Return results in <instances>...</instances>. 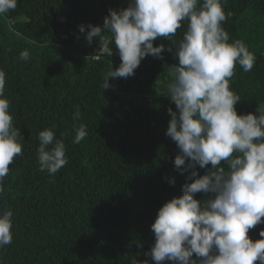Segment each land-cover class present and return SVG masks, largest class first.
I'll return each mask as SVG.
<instances>
[{
    "label": "trees",
    "instance_id": "16d2710c",
    "mask_svg": "<svg viewBox=\"0 0 264 264\" xmlns=\"http://www.w3.org/2000/svg\"><path fill=\"white\" fill-rule=\"evenodd\" d=\"M127 6L128 0H18L0 17L5 96L24 137L23 155L9 165L0 194V211L13 212V241L0 249L4 264H155L144 255L155 242L151 225L165 202L182 195L187 175L175 170L178 149L165 134L168 108L176 109L164 85L178 59L167 50L163 60L149 55L134 76L110 77L103 89L110 64L115 70L121 63L118 49L110 45L112 57L94 59L99 41L88 44L78 28L102 26L109 8ZM225 11L233 13L223 25L230 40L243 39L257 56L250 72L237 65L231 79L241 97L237 113H255L264 105V0H227ZM185 29L173 38L177 44ZM161 43L172 46L167 39L154 46ZM25 49L28 61L20 59ZM80 124L88 135L75 144ZM46 128L56 138L65 134L68 163L54 175L40 171L37 160L38 133ZM261 229L249 236L260 239Z\"/></svg>",
    "mask_w": 264,
    "mask_h": 264
},
{
    "label": "clouds",
    "instance_id": "9594fccd",
    "mask_svg": "<svg viewBox=\"0 0 264 264\" xmlns=\"http://www.w3.org/2000/svg\"><path fill=\"white\" fill-rule=\"evenodd\" d=\"M17 4L0 0V17ZM226 5L227 0H128L126 8H109L102 26H78L88 44L99 41L94 59L112 57L110 45L118 49L121 63L115 70L110 64L103 89L111 87L110 77L134 76L149 55L163 60L167 50L178 59L169 66L164 85V95L176 109L168 108L165 134L178 149L175 170L187 175L182 195L165 202L151 225L155 242L144 255L155 264H264V229L260 239L249 236L264 224V106L238 114L235 105L241 97L231 87L236 66L250 72L257 56L243 39L230 40L223 25L233 13L225 11ZM185 24L177 44L173 38ZM157 39H167L172 46H154ZM20 59H30L28 49L20 52ZM6 76L0 68V194L9 165L23 155L24 141L5 96ZM80 116L77 109L73 119ZM74 131L75 144L88 135L84 124ZM64 135L56 138L52 128L38 133L40 171L54 175L68 163ZM197 166L205 169L203 175ZM168 183L175 185V178ZM198 193L204 198L196 199ZM12 229L13 212L0 211V249L12 243ZM130 264L149 261L133 259Z\"/></svg>",
    "mask_w": 264,
    "mask_h": 264
},
{
    "label": "rangeland",
    "instance_id": "374dc122",
    "mask_svg": "<svg viewBox=\"0 0 264 264\" xmlns=\"http://www.w3.org/2000/svg\"><path fill=\"white\" fill-rule=\"evenodd\" d=\"M262 106V105H261ZM264 106V105H263Z\"/></svg>",
    "mask_w": 264,
    "mask_h": 264
}]
</instances>
